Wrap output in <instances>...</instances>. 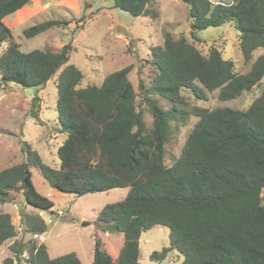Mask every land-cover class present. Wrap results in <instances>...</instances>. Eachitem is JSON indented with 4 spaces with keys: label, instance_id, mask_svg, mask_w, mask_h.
I'll return each mask as SVG.
<instances>
[{
    "label": "trees",
    "instance_id": "16d2710c",
    "mask_svg": "<svg viewBox=\"0 0 264 264\" xmlns=\"http://www.w3.org/2000/svg\"><path fill=\"white\" fill-rule=\"evenodd\" d=\"M190 7L192 31L187 35L166 31L162 44L150 47L154 75L139 81L140 93L130 80L133 65L108 74L102 83L82 86L83 71L70 63L73 45L23 51L4 18L31 0H0L1 87L16 82L41 87L58 72L57 113L60 132L66 133L58 147L61 163H45L29 144L25 159L0 170V204L20 192L27 204L51 210L54 202L34 185L32 166L41 170L50 185L66 193L85 195L129 187L119 201L108 203L98 214L104 232H122L124 244L114 258L96 239L93 264H141L143 231L161 224L170 229V244L152 258L165 259L178 250L180 264H264V87L247 109L205 107L188 109L185 95L204 99L202 87L219 89L228 100L251 90L264 77V53L241 73L223 48L213 44L205 53L195 40L198 31L235 21L245 61L264 47V0H182ZM114 7L133 16L158 18L152 0H114ZM82 20V19H81ZM48 20L24 30L34 38L59 27ZM70 23V22H69ZM79 26V24L77 25ZM142 95L153 116L147 128L138 107ZM174 103L164 110L154 95ZM38 98L32 115L38 116ZM196 116L180 156L166 163V146L174 133V121ZM25 232L35 238L22 241L9 212H0V247L10 248L17 264H83L77 253L51 257L37 236L49 230L39 213L20 211ZM23 255H26L23 260ZM14 258H9V264Z\"/></svg>",
    "mask_w": 264,
    "mask_h": 264
},
{
    "label": "rangeland",
    "instance_id": "374dc122",
    "mask_svg": "<svg viewBox=\"0 0 264 264\" xmlns=\"http://www.w3.org/2000/svg\"><path fill=\"white\" fill-rule=\"evenodd\" d=\"M92 3L87 8L85 2V12L80 15L63 9L42 14L22 26V29H15L14 40L21 44L23 51L42 49L47 45L59 48L61 44L71 42L73 48L69 62L83 71L85 76L82 86L100 84L111 72L133 65L129 77L136 91L140 93V79L149 84L154 75V66L148 62L150 47L162 44L166 31L177 35L184 33L192 39L193 18L189 5L182 0H152L153 7L160 12L156 19L144 15L133 16L114 7V0H92ZM48 20H61L65 23H60L59 27L34 38L24 36L26 28ZM119 34L122 36L119 37ZM197 34L201 39H196L195 42L202 51L207 53L213 44L221 46L224 57L234 60L241 73L248 72L253 62L264 53V47H259L254 50L251 60L245 61L235 21L210 26L199 30ZM8 45L7 41L3 42L0 54ZM136 49L139 58L136 57ZM58 73L41 87H27L16 82H10L3 87L0 85V170L22 162L26 157L24 147L27 144L39 153L45 163L55 168L60 167L61 160L57 149L63 143L66 133L59 131L61 126L57 113L56 85ZM1 78L0 70V82ZM263 87L264 77L251 90L228 100L219 99V89L208 91L202 87L206 97L198 99L192 92H187L185 95L187 107L184 108L199 105L247 109L260 96ZM154 97L164 110L174 107V103L166 97L159 94H155ZM34 98H38L35 109L38 112L37 117L31 112ZM138 106L144 113L147 128L150 129L153 116L141 94L138 96ZM197 120L198 117L189 116L184 120L174 121L173 137L166 146L167 164L171 165L180 156ZM31 170L35 187L41 194L49 197L54 206L51 210L39 209L27 204L20 192L12 191L10 201L0 204V212L11 213L17 225L19 240L28 241L35 238L31 233L25 232L21 222L20 211L26 208L28 211L41 214L49 224V230L37 238L47 245L51 257L75 252L83 264H93L96 239H100L113 257L119 255L125 241L124 234L104 232L102 223L98 221V214L106 204L124 198L129 192V187L85 195L66 193L53 188L39 167L32 166ZM12 241L0 247V264H9L7 261L9 258H14L11 264H17V259L10 248ZM169 244L168 226L158 224L143 231L140 238L141 264H180L183 255L178 250L170 251L162 260L152 258L155 251H161ZM25 256L23 255V260Z\"/></svg>",
    "mask_w": 264,
    "mask_h": 264
},
{
    "label": "crops",
    "instance_id": "0c3cea01",
    "mask_svg": "<svg viewBox=\"0 0 264 264\" xmlns=\"http://www.w3.org/2000/svg\"><path fill=\"white\" fill-rule=\"evenodd\" d=\"M85 2L86 5H88L87 8H89V5L93 4L92 0H31L30 3L24 5L13 14L6 16L3 20L14 33L15 29H22V26L28 24L32 19L42 14L53 13V10L59 12L60 9H63L70 13L73 11L76 15L83 14V12H85ZM91 8L92 6H90L89 10H91ZM120 36L122 35L119 34V37ZM63 45L64 44H61L60 47Z\"/></svg>",
    "mask_w": 264,
    "mask_h": 264
},
{
    "label": "water",
    "instance_id": "95a60500",
    "mask_svg": "<svg viewBox=\"0 0 264 264\" xmlns=\"http://www.w3.org/2000/svg\"><path fill=\"white\" fill-rule=\"evenodd\" d=\"M135 54H136V57H137V58H139V52H138V50H137V49L135 50ZM84 224H87V223H86V222H84Z\"/></svg>",
    "mask_w": 264,
    "mask_h": 264
},
{
    "label": "built area",
    "instance_id": "2783aa9c",
    "mask_svg": "<svg viewBox=\"0 0 264 264\" xmlns=\"http://www.w3.org/2000/svg\"><path fill=\"white\" fill-rule=\"evenodd\" d=\"M213 2L217 3L220 2L221 0H212ZM128 42V41H127Z\"/></svg>",
    "mask_w": 264,
    "mask_h": 264
}]
</instances>
